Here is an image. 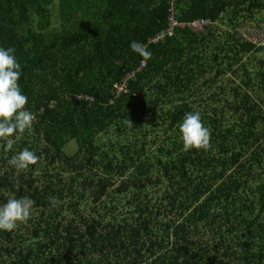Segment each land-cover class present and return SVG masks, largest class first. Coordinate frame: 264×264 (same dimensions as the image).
Returning <instances> with one entry per match:
<instances>
[{
    "label": "trees",
    "instance_id": "obj_1",
    "mask_svg": "<svg viewBox=\"0 0 264 264\" xmlns=\"http://www.w3.org/2000/svg\"><path fill=\"white\" fill-rule=\"evenodd\" d=\"M42 1L0 0L35 117L11 151L0 139V206L35 201L0 230V264H264V42L241 36L263 33L264 0H178L180 21L211 23L174 35L173 0H59L44 32ZM188 112L209 150H183ZM25 148L38 162L9 164Z\"/></svg>",
    "mask_w": 264,
    "mask_h": 264
},
{
    "label": "clouds",
    "instance_id": "obj_2",
    "mask_svg": "<svg viewBox=\"0 0 264 264\" xmlns=\"http://www.w3.org/2000/svg\"><path fill=\"white\" fill-rule=\"evenodd\" d=\"M130 47L136 50L139 46L133 42ZM14 48L0 47V139L6 141L4 150L11 151L17 133L31 131L34 115L26 110L28 97L22 93L18 83L21 77V65L18 63ZM132 126V120L125 121ZM183 150L192 149L207 151L211 148V130L206 127L199 112H188L180 124ZM39 157L28 148L23 149L9 160V164L17 169H27L35 165ZM55 205V198L52 200ZM35 201L28 197L10 198L0 206V230L11 232L18 224L27 223Z\"/></svg>",
    "mask_w": 264,
    "mask_h": 264
},
{
    "label": "built area",
    "instance_id": "obj_3",
    "mask_svg": "<svg viewBox=\"0 0 264 264\" xmlns=\"http://www.w3.org/2000/svg\"><path fill=\"white\" fill-rule=\"evenodd\" d=\"M177 1L178 0H173L172 7L170 9V15L168 18L169 26H168L167 31L170 33V35H174V31L177 27H189L193 30H197V31L202 30L203 31L211 23V20L209 18H202V19L191 20V21H180L175 16V12H176L175 11V8H176L175 3ZM251 30H253V29H251ZM251 30L249 28L247 29L248 32ZM254 31L257 32L258 36L261 38V41H259V42H264V33H260L256 29H254ZM162 37L163 36H160L159 39ZM252 41H254V40H252ZM254 42H257V41L255 40ZM145 67H146V62L143 63L142 69ZM134 75H135V73L129 74L128 77L125 78L122 83L115 84L114 88L116 90L117 96H121L122 94L128 93L130 91L129 90V82Z\"/></svg>",
    "mask_w": 264,
    "mask_h": 264
},
{
    "label": "rangeland",
    "instance_id": "obj_4",
    "mask_svg": "<svg viewBox=\"0 0 264 264\" xmlns=\"http://www.w3.org/2000/svg\"><path fill=\"white\" fill-rule=\"evenodd\" d=\"M42 1V0H41ZM43 6L44 3L42 1ZM46 11L40 16H37V14L33 11V14L35 16L39 17L37 19H40V22L37 23L38 28L40 31H48V30H60L63 26L62 19L60 16V9H59V0H55V3L46 5ZM35 19H33V27H35ZM251 26V24L247 23L244 27H242V30L244 32H241L242 37H249L251 40H256L257 42L261 41V38L258 36V33L253 30L247 31V29ZM264 26V24H263ZM264 33V31H263ZM247 58H245L246 60ZM77 150L75 149V146L71 150V153H76Z\"/></svg>",
    "mask_w": 264,
    "mask_h": 264
}]
</instances>
